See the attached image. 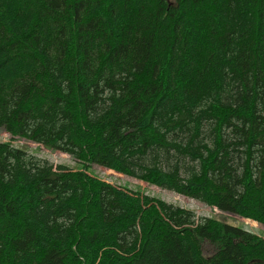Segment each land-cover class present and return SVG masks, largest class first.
Returning <instances> with one entry per match:
<instances>
[{"label":"trees","instance_id":"16d2710c","mask_svg":"<svg viewBox=\"0 0 264 264\" xmlns=\"http://www.w3.org/2000/svg\"><path fill=\"white\" fill-rule=\"evenodd\" d=\"M0 264H264V0H0ZM206 246L208 251L206 253Z\"/></svg>","mask_w":264,"mask_h":264},{"label":"rangeland","instance_id":"374dc122","mask_svg":"<svg viewBox=\"0 0 264 264\" xmlns=\"http://www.w3.org/2000/svg\"><path fill=\"white\" fill-rule=\"evenodd\" d=\"M1 142H10L14 146L23 148L33 155L47 159L56 166L65 165L73 170L81 169V165L70 155L62 152L48 150L41 145L28 142L23 139H12V136L5 132L3 129H0V143ZM89 172L92 176L97 177L104 182L120 186L129 190L138 191L143 194L162 199L168 203L192 210L196 213L198 217L215 218L224 223L242 227L261 237H264V225L258 224L257 222H254L252 220L244 219L235 214L221 212L218 209L211 208L197 200L176 194L166 189L149 185L142 181L114 172L112 170L105 169L97 165H92L89 169ZM208 248L209 247L206 246V253L208 251Z\"/></svg>","mask_w":264,"mask_h":264}]
</instances>
